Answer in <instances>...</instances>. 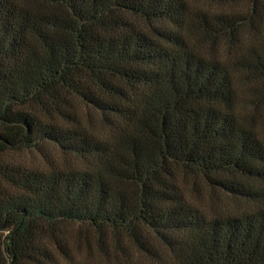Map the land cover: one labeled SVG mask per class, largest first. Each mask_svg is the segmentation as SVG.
Returning a JSON list of instances; mask_svg holds the SVG:
<instances>
[{
	"label": "trees",
	"instance_id": "trees-1",
	"mask_svg": "<svg viewBox=\"0 0 264 264\" xmlns=\"http://www.w3.org/2000/svg\"><path fill=\"white\" fill-rule=\"evenodd\" d=\"M0 264H264V0H0Z\"/></svg>",
	"mask_w": 264,
	"mask_h": 264
}]
</instances>
